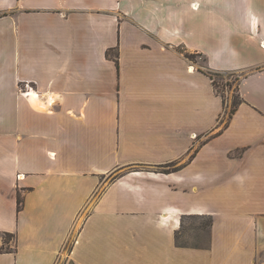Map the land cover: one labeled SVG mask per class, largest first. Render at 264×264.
<instances>
[{"label": "crops", "instance_id": "obj_1", "mask_svg": "<svg viewBox=\"0 0 264 264\" xmlns=\"http://www.w3.org/2000/svg\"><path fill=\"white\" fill-rule=\"evenodd\" d=\"M263 41L264 0H0V264H264Z\"/></svg>", "mask_w": 264, "mask_h": 264}, {"label": "rangeland", "instance_id": "obj_2", "mask_svg": "<svg viewBox=\"0 0 264 264\" xmlns=\"http://www.w3.org/2000/svg\"><path fill=\"white\" fill-rule=\"evenodd\" d=\"M196 8H199V5ZM215 79L218 84V88L220 93L223 95L226 108H227V115L223 117L222 124H226L231 110L234 108L235 104L239 103L240 96H239V74L236 71H217L215 73ZM178 163L170 165V168H174ZM167 166V165H166ZM168 169V168H167ZM124 170V169H123ZM166 170V169H165ZM184 232L182 237L179 238L180 243H196L199 240V236L201 233L200 228L204 227L208 222L207 217H192L188 216L184 219ZM15 238L0 233V247L7 246V245H14Z\"/></svg>", "mask_w": 264, "mask_h": 264}, {"label": "trees", "instance_id": "obj_3", "mask_svg": "<svg viewBox=\"0 0 264 264\" xmlns=\"http://www.w3.org/2000/svg\"><path fill=\"white\" fill-rule=\"evenodd\" d=\"M188 56H189V57H193L192 54H188ZM115 59H116L117 63H119L118 54L115 56ZM208 72H209V74L211 75V77L213 78V82H214V84H215V87H216L217 91L220 93L219 88H218L217 81H216L215 76H214L215 73H217V71H214V72H213V71H208ZM239 96H240V95H239ZM240 100H241V98H240ZM224 101H225V99H224ZM239 102H240V101H239ZM225 103H226V102H225ZM237 105H238V104L236 103L235 106H234V108L231 110L230 115H232V113L235 111ZM173 164H175V162L168 163L167 166L170 167V165H173ZM171 169H172V170H176V169H178V166H175L174 168H170V169L168 168V169H166V170H171ZM22 204H23V200L19 197V209L22 208ZM192 217H200V216L193 215ZM211 222H212V219L209 218V219H208V222H207L206 225H205V227L210 226V225H211ZM3 234L15 238V243H14V245H7V246H2V247H0V252H1V251H4V250H7V251H13V250L17 249V238H16V235H15L14 233H10V232H5V233H3Z\"/></svg>", "mask_w": 264, "mask_h": 264}, {"label": "built area", "instance_id": "obj_4", "mask_svg": "<svg viewBox=\"0 0 264 264\" xmlns=\"http://www.w3.org/2000/svg\"><path fill=\"white\" fill-rule=\"evenodd\" d=\"M262 45L264 46V41L262 42Z\"/></svg>", "mask_w": 264, "mask_h": 264}]
</instances>
